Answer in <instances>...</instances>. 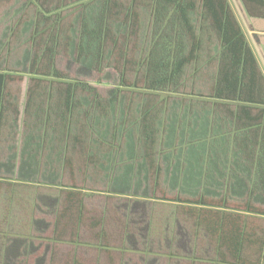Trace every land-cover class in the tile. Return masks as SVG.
I'll list each match as a JSON object with an SVG mask.
<instances>
[{
	"label": "trees",
	"instance_id": "16d2710c",
	"mask_svg": "<svg viewBox=\"0 0 264 264\" xmlns=\"http://www.w3.org/2000/svg\"><path fill=\"white\" fill-rule=\"evenodd\" d=\"M7 1L0 0V7ZM240 2L247 18L264 20V0ZM25 5L33 8L31 16L10 27L0 49L28 32L23 60L17 61L22 72L10 69L0 54V139L6 125L14 129L19 119L18 96L9 86L26 75L28 105L34 97L63 98L70 124L85 122L80 135L68 138L75 145L106 147L101 154L108 188L123 173V147L135 146L129 159L145 164L154 199L219 209V224L234 226L235 251L245 225L246 247L255 259L246 264H264V206L256 204L264 202V75L228 0H25ZM59 56L98 79L68 76L57 67ZM108 68L117 74L120 90L104 97L93 83L100 84ZM80 98L89 102L83 116L77 111ZM172 98H180L173 105L179 114L168 116ZM178 135L189 149L169 157L157 150L174 146ZM161 155L169 161L165 171L174 172L175 185L187 193L194 190L183 172L197 163L199 197L166 195ZM218 185L232 191L244 186L246 196L204 195Z\"/></svg>",
	"mask_w": 264,
	"mask_h": 264
},
{
	"label": "crops",
	"instance_id": "0c3cea01",
	"mask_svg": "<svg viewBox=\"0 0 264 264\" xmlns=\"http://www.w3.org/2000/svg\"><path fill=\"white\" fill-rule=\"evenodd\" d=\"M245 35L260 43L264 20L248 18ZM27 86L25 82L17 99L16 127L6 125L0 139V264L254 262L246 247V226H241L240 248L235 251L234 226L219 224V209L182 204L156 207L138 198L141 178L132 182L122 172L116 173L108 188L106 156L101 154L106 147L75 145L68 137L80 135L85 122L70 124L63 98L34 97L28 105ZM78 100L83 107L77 111L83 116L89 102ZM118 109L111 111L116 115ZM114 123L116 119L110 121V134ZM197 167L192 162L182 177L194 191H181L192 198L203 191ZM172 173L166 172V178L173 184ZM204 195L218 198V191L211 188Z\"/></svg>",
	"mask_w": 264,
	"mask_h": 264
},
{
	"label": "rangeland",
	"instance_id": "374dc122",
	"mask_svg": "<svg viewBox=\"0 0 264 264\" xmlns=\"http://www.w3.org/2000/svg\"><path fill=\"white\" fill-rule=\"evenodd\" d=\"M237 20L239 21L243 31L247 32L248 30V18L245 14V11L242 7V4L240 2V0H228ZM33 12V8L30 7H26L25 5V0H9L5 3H3L0 7V49H1V45L5 44L6 39L9 36V30L10 27L13 26L15 24V22H17L21 17H26V19H28L31 16V13ZM28 37V32L26 30L23 31V33L19 36V41L16 43H13V45L11 46L12 51L9 52L8 49H6L5 47L2 49V51L0 50V54L2 56L3 59H8V67L12 70H16L19 72L23 71V64L21 63L18 64L17 61H22L23 57H24V41L25 39H27ZM248 40L249 43L251 44V46L254 48V53L259 61V63L262 66L263 69V73H264V66H263V60L262 58H264V51H263V45H264V39H262V41L260 43L256 42V39L253 38L251 35H248ZM15 45V46H14ZM262 47V48H261ZM3 65V61L1 62L0 66ZM57 67L59 70L63 71L64 73L68 74V76L70 77H74V78H79L82 80H89V81H94L97 80L98 76L91 71H88L84 68H81L79 66H76L75 64H73V62H69L67 59L63 58L62 56H59L57 59ZM106 73L104 74V76L101 78V83L100 84H96L93 83L99 90V92L101 93L102 96L107 97L110 96L113 92L115 91H119L120 87L118 85V77L117 74L114 72V70L112 68H108L106 69ZM27 82V76L24 75V80L21 83H13L10 84L9 89L11 90V93L14 96H18L21 97L22 92H23V86L24 83ZM170 107L168 109V116H172V115H176L179 114V111H177L176 107L173 108L174 102L176 101V103L180 102V98L178 99H170ZM172 107V108H171ZM175 145L173 146V144L167 145V146H162L160 148H157V150H161L164 152V154H169L171 152H175V151H179V148L184 147V149H189L187 146H182V137L180 135H178L175 139ZM129 146L127 147H123V149H125V153L124 154V161L121 163L122 164V170L123 173H125V170L127 171L126 175H129L128 177L133 178L132 182H135L136 180L141 178L142 181V188H140L139 190V199L140 200H144V201H150L152 202L154 205H161V204H170V206L176 205V203L174 202H164V201H159L156 200L152 197V195H150L149 193L151 192V175L149 173V171H145V164L142 163L141 159L138 157L135 160H131L129 159V155L128 152L130 151ZM178 153V152H176ZM175 153V154H176ZM128 155V156H127ZM172 156V155H171ZM162 158V160H161ZM161 158H159V163L162 167H163V171H162V176H161V188L165 191L166 195L170 198H173L176 195H179L181 197L185 198H192L193 196L187 193H184L181 191V188L177 185L172 183H168L167 178H166V169L165 166L169 163V161H167V159L164 158V156L161 155ZM174 158V157H172ZM169 160V159H168ZM166 161V162H165ZM143 164V165H142ZM166 164V165H164ZM119 172V171H118ZM117 172V173H118ZM148 183V184H147ZM150 184V185H149ZM150 188V189H148ZM218 193H223L224 191H228V194L231 198L236 199V200H241L243 199L246 194H241L242 190L244 189V186H242L240 188V190L236 187L233 191L232 190H228V188L226 187H222L219 186L216 188ZM160 202V203H159ZM256 204L258 205H263L264 206V202L261 200H258L256 202ZM156 206V205H155ZM158 207V206H156Z\"/></svg>",
	"mask_w": 264,
	"mask_h": 264
}]
</instances>
